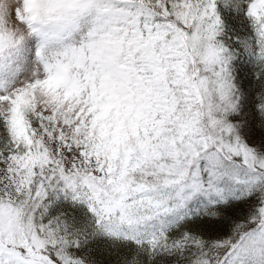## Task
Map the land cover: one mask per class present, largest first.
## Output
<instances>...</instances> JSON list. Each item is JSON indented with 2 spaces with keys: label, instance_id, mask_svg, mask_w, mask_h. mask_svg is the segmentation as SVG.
<instances>
[{
  "label": "snow or ice",
  "instance_id": "obj_1",
  "mask_svg": "<svg viewBox=\"0 0 264 264\" xmlns=\"http://www.w3.org/2000/svg\"><path fill=\"white\" fill-rule=\"evenodd\" d=\"M0 264H264V0H0Z\"/></svg>",
  "mask_w": 264,
  "mask_h": 264
}]
</instances>
